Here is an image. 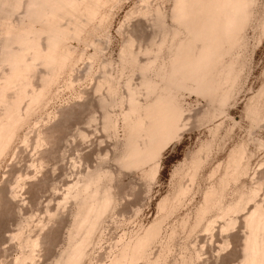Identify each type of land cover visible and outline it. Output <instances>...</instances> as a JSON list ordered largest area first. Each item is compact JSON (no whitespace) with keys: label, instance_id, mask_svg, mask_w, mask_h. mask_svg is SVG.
<instances>
[{"label":"rangeland","instance_id":"374dc122","mask_svg":"<svg viewBox=\"0 0 264 264\" xmlns=\"http://www.w3.org/2000/svg\"><path fill=\"white\" fill-rule=\"evenodd\" d=\"M20 1L22 2V0ZM24 1L25 0H23L22 3L19 2V6L16 7V9L11 7L12 5L9 3H6L7 5L2 4L4 7H6V10L1 5L2 8H0V11L4 10V13L6 11L5 15H3V12H0V24H2L0 25L1 29L2 27L7 28L6 26L10 25H6L7 19L8 23H15L16 25L19 23V20L21 21L25 18L26 15L24 16L23 10L25 9L26 11V8L24 7L28 5L30 0L26 2L27 4L24 3ZM174 2L175 0H76V2L72 3L68 7L71 15L69 16V14H63L64 17H68L66 20L65 18H61L60 20L62 24H65V26L62 25L65 29V31L63 30V33H67L64 34L68 35L67 37L71 35L74 36H71L72 38L70 37V40H66V44L71 45L70 48L74 49L71 62L67 67H65L63 70L61 69L58 72L57 79L52 83L45 101L41 103V105L37 104L33 107V114L32 112L30 113V118H28V121L23 126L22 130L20 129L21 132H18L19 136L17 135L18 137L16 136L15 138L18 139L16 141L14 139L15 143L12 145V147H10L5 156L2 157L3 159L1 158L0 161V264H54L56 261L57 264L59 262L60 264H67V262L69 264H72L73 262V264H76L77 262V264H109L114 257V254L117 255L119 253L121 247L126 243V241L134 242L135 240H140L141 242V245L136 252V264H244V239L247 235V232H249V228L246 226L244 218L256 202L262 203L264 206V185L262 186V184L258 183V185L255 187L258 190V196L255 197L256 201L252 199L250 202L247 201L248 203L246 204L248 205L242 204V206H246V209L242 210L240 207V211L235 210V212H237L233 213V215H230L229 213L230 216L223 214L224 216H228L233 219L232 222H229L231 219L228 217L224 218L223 215L220 217V213H222V211L220 212L218 207L221 206L222 208L224 201H222V204L220 203L218 207L216 205L213 206L216 207L214 209L218 208V211H210V208V212L207 213L208 215L205 216V220H202L200 225H195L196 223L194 220H197L196 214L198 215V209L202 206L205 197H203L201 202L190 199L184 200V198L188 195V193H186L183 195L184 197L180 199L181 201H171L174 202L173 205L176 202V207L170 204V206H168L167 209H164V211L161 208L160 203L165 197H171V195L174 194L175 190H173L174 184L172 182V177L176 166L189 156L191 151L198 145L200 139L208 132V127L221 124L225 128L236 129L238 138L243 139L244 141H240L238 145L231 151V153H233L235 150H242L243 148V150H245L243 162L246 164L250 154L249 142L246 140L248 139L252 142L255 138V141L258 144H262V142H264V96L262 95L264 94V0L258 1V5L256 6L257 8L259 7L258 9L256 8L258 13L255 12L253 18L250 19L252 21H250L248 27L246 26L245 31L241 33L242 36H240V38L243 37V39H241L242 46L239 45L238 47L237 43V48L235 46L236 49L232 47L235 50H231V44L229 43L230 45H228L227 43L228 46L226 45V49L224 48L227 50L230 47V53L234 51L231 54H234V56L237 58V63L236 61H234V63H236L238 66V70L235 67L236 65H234L235 70H232L235 72L237 71L235 73L236 75L233 77V75L230 73L231 69L230 71L226 69L229 64H227V62H230L233 59L231 58L230 60L231 54L228 55V53H226L224 50L220 51V53L224 51L229 57H227V60L224 56L225 59L223 60H227V62L225 61V66H227L225 67L222 65V67H225V70L230 73L228 74L231 75L232 78L223 73L222 69L224 68H221L220 65L222 71V74L220 73L221 76L224 74L228 76L230 80L228 77H226V80L224 75L223 77H220L221 83H218L219 79L218 82L217 80L215 81L213 79L215 83H217V85L214 83L217 86L216 87L213 85V81L210 79L211 75V78H213V74L215 73L213 72L210 75L209 73H211V71H207L210 75H208L209 79L207 81L211 80V83L214 86V91L211 90L210 93L208 90V94H203V91L201 92V90L199 93L197 92L198 90L195 91L191 88H187L189 86H185V89L183 87L181 88L178 86L179 84L176 83V81L181 77L178 78L177 76V79H175L176 81L173 82L174 80L172 79H174V77L172 79L170 77L166 78L167 75L164 74V72L160 73L161 67L157 65L159 63L160 65H163V63H161L162 60L158 62L156 59L160 60V58L168 57L173 51L171 49L172 47L169 46V42V45H167V43L165 44L167 48L165 45H163V42L166 41V39L163 38L167 37H164V35L168 34L167 32L170 28H167L166 24H168V26L172 23L174 24L173 20L171 21L170 18L172 15L173 17L175 16V14H173L174 7H172V5H176ZM20 4H25V6H20ZM148 5L150 6V11H148V13H153H151V15L148 14L149 16H146L147 14H144L147 13V11H144V13L143 9L147 10ZM151 6L153 9H156L154 7L157 6L160 8L159 10L161 12L166 13V15L168 14V16L165 17L162 15V17L160 15L162 13H159V16H161L160 19L162 18V22H164L165 19L167 20H165L167 22H165L166 26L163 25L164 23H161L159 17L157 16L158 14L154 12L156 10L152 11L153 9ZM9 7L12 8L11 11L14 10V12L7 11ZM170 13L172 14L170 15ZM7 14H9V18L11 20L8 18ZM5 16H7V19L4 18ZM157 18L159 19V22ZM4 19L6 22H4ZM177 20L178 23H180L178 24L176 22L177 28L182 27L181 21H179V19ZM177 24L181 26L178 27ZM176 26L174 27L175 29ZM72 27H75V31L79 30V33L76 31L78 34H80L79 36L77 34L78 37H75V31L73 32ZM172 29L173 27L171 30ZM183 34L185 36L184 32ZM169 35L167 40L171 36V39L169 38L170 41L174 35ZM179 35V37L183 38L182 33ZM179 37L174 38L176 39ZM174 38L173 40H175ZM237 38L239 39V37ZM160 41L163 42H161V46H158L159 49L161 50L162 46L166 48H163L164 50L162 49L163 52L157 51V44L160 43ZM129 44H132L133 47L131 48L130 52L134 51L136 54H138V56L134 55V52H131V55H129V52V54L127 53V50L129 51L130 49ZM233 45H235V43ZM168 48L172 50L169 54L165 53V50H169ZM156 53H164L163 55H168H161V57L160 55L158 56V54L156 55ZM132 54L135 57L137 56L138 61H142L143 63L141 62V64H144V66L145 62L149 63L151 60H154V57L156 56L155 61L157 62L154 64L155 66L157 65L159 67L160 71L158 72L159 69H156L157 66L156 68L146 66L153 69V71L151 69H147L146 67L142 69L143 65L141 68H139L140 65H138L136 61L133 60L134 57L130 58ZM223 54L221 56H223ZM216 56H218V54ZM234 56L232 55L231 57ZM219 57L220 56L217 58ZM214 58L215 59L213 60L215 61L217 58L215 56ZM224 61L221 59L220 64H223ZM209 62L205 64H209ZM232 62L233 60L231 61V64H234ZM165 63H167V59L165 60ZM213 63H217V69H219L218 62ZM150 64H152V62ZM166 65L169 64L167 63L163 65L164 67L162 66V68L165 69ZM41 66L42 65L40 64L39 73L45 69L43 67L44 65L42 66L43 69H41ZM2 67L5 68V66ZM122 68L123 71L125 69V74L122 73V75H120L119 73L122 71ZM140 69L147 72V74L152 71L151 75L153 78L152 76H149V78H152L154 81L156 80V82H160L161 90L165 88L162 84L165 83L164 81L166 79H168L166 80V83L167 81H170V83H173L177 86V88L174 87V85V88L171 86L172 90L174 89L172 93L174 95L176 94L175 91L177 92L178 96L176 95V100H179L181 107L184 108V116L182 115V117H184L183 119L181 118L183 110L181 111L180 108V119H182L180 123L183 122L184 124H181V129L179 128L180 131L178 130L176 132L178 134L176 136L174 135L175 137H171L167 144L165 142L166 145H163V149L161 148L160 151L161 153L159 152L160 155H157L158 157H152L155 159L151 161V158L150 161H146L147 163L144 162V165L142 164V166L136 165V167H132L130 165L127 167L128 164H124L125 161H123V159L120 157L123 154L122 152L120 155V152L124 150L123 148H125L124 143H126L129 139L127 137L128 139L125 140L126 136H128L127 133L130 134V132H128L129 127H126L129 125L128 123L126 125L128 118L125 117V114L128 112L129 108L131 109L132 106L129 104L131 101L128 102L126 98L128 99L130 90L133 91L135 88L133 92H139L140 88L138 87H140L141 83L146 84V79H144L145 82L141 81V76L145 78L146 73L144 76L142 74L143 71ZM166 69L165 73H167L168 70ZM206 69H208V67H206ZM209 69H211V67ZM2 70L4 72L6 68ZM2 70L0 71V74L3 73ZM195 70L196 69H194V71ZM202 71L201 74L203 75ZM219 71H217L216 74L219 75ZM131 72L134 73L131 74ZM154 72H158L159 74ZM198 72L200 73V71ZM105 73H107V75H105ZM109 74H112L113 78ZM123 74L125 78L130 74V77L133 78L134 76V81L133 79L132 81L136 85L137 90L136 87L131 89L133 85L129 87L128 83L126 82L127 86L130 88V90H128L125 81L129 78L125 80ZM104 75L105 77L107 76V78L109 75V77L112 79H115L114 76L116 75L123 78L122 79L120 77L121 81L123 80L120 85L121 87L119 86L121 89L118 86V90L113 89L115 91L117 90V93L121 92V94L115 93V96H111L116 100L119 99L117 104L113 103L115 105H111V102H113L114 99L111 98L113 100H109L110 95H107L108 91H106L107 89L112 91L110 88H113L114 86L110 87L111 83H109L112 82L109 81L112 79H109L108 82L106 78H104ZM157 75L159 78L161 76L164 78V75L166 77L164 78L163 82H161L162 79L160 78L161 81H159ZM198 75H195L194 79H197L196 76L198 77ZM117 76L116 82L118 81ZM203 76L201 77L202 79ZM215 76L214 78L217 79ZM206 77L204 78L205 80ZM103 78L106 81H103ZM194 79L192 80L193 83L191 82L190 84L191 87L195 85ZM36 80L38 83H40L39 75H37ZM100 80L103 83L106 82L105 85L109 83L107 86L110 88H106L102 82H99ZM188 81L189 82H186L187 85L191 80ZM201 81L198 80L199 83ZM116 82L114 80L112 85L120 84L119 82ZM147 82L149 83L151 81ZM178 82L180 83V81ZM204 82L203 84L205 85ZM181 83L180 85L182 86L183 83ZM97 84H103V86L101 85L102 87H98H101L100 89L103 88L104 90L102 89L103 91H98ZM154 84L156 85L157 83ZM148 85H150V83ZM164 85L168 86L166 84ZM197 85L199 86V84ZM207 85L205 86L207 87ZM145 86L143 85L142 87ZM153 86L154 85L151 87ZM117 87L115 86L114 88ZM171 87L169 86V88ZM150 88L148 90H150ZM157 88L155 87L154 89L159 90ZM198 88L200 89L201 87ZM207 88H209V86ZM146 90L145 88H141V93H137L139 96L136 94V92L134 93L136 98L142 102L141 103L139 101V106H142L145 101L146 105L148 104V101L151 102L154 99H157L155 96V91H153L155 95L150 97L152 91H149V96H146V94L148 95ZM159 91L158 94L160 95L161 93ZM166 91L165 93L164 91L162 93L166 94ZM101 92L106 94L103 95ZM205 92L207 91H204V93ZM261 92L263 93L261 94ZM134 94L132 93L131 95ZM102 95L104 96L103 98L107 96L109 97L106 99L109 100L108 103L111 104H108L105 101L109 106L106 104L105 105L106 109L108 110V114L110 113L113 121L111 118V121L109 118L104 119V117H106V113L104 116V111L106 109H103L104 105L102 107V104L105 103L104 100L101 99ZM149 97L153 100H148L147 98ZM121 98L125 99V101L123 102L120 100ZM132 99L134 101L137 100L134 98ZM100 100L103 101L102 104L100 103ZM253 102L258 104V109L256 106L257 104H254L255 107H252V104V108H250V104ZM135 103L131 102V104L134 105ZM253 108L254 110L256 108L257 111L255 110L253 112ZM130 115L127 114V117ZM93 117L95 120H92ZM106 119L109 121L108 125H106ZM128 120L133 122V119ZM50 126L54 127V130L51 129V131H54V134L48 130ZM39 130L40 133L45 130L44 133H47V135L49 134V136L52 134L53 137L51 136L49 138H51L50 140L54 142L50 143L49 138H46L45 140V136L43 135L44 133H41L40 135L44 136V139L42 137L41 140L47 141L48 139L49 141L44 143L40 140V136L38 140L41 141L39 144H42V146H36L38 145V141L36 140L38 137L36 136H39ZM54 137L56 139H54ZM122 146L124 147L121 150ZM120 158L122 161H120ZM230 158L231 157L229 156L228 161L225 164H220L213 170L211 176L212 182L205 190L204 195L210 190L209 188H211L212 185L214 186V184L219 183L218 181H220V178H222L226 173L224 171L230 168V166L229 168L226 167L230 165L228 164V162H230ZM154 165L158 166H155L157 167L156 170H158L157 173H155V169H151ZM99 169H101V171L103 169V173H101ZM150 169L151 172L152 170L154 171L153 175H155L153 177ZM88 170H91V172L89 171L91 174L95 172V175L99 174L98 185H100L99 190L101 189L103 195H100L102 193L98 190V197L94 193L95 197H92L94 199L89 201L91 204L85 203L86 207V205H93L96 202L94 204V210H91L93 206H88L89 209L85 210L86 214L87 211L90 210V217L87 218L88 224L86 219L81 222L83 227L87 225L84 227V229H81L83 227L81 226L80 228V224L79 226H75L73 221L77 219V212L75 211H78L80 208L78 204L82 199L77 196V198L80 200L77 202L78 199L70 197V195H67V192H69L71 189L70 192L75 194V191L72 189L73 185H76V181L78 180H80L82 183L84 180L86 182V178L84 179V176L87 177L86 175ZM254 172L256 173L255 175H252V178L255 177V179L264 181V168L260 169L259 171L255 170ZM88 175L90 176L89 173ZM101 176L105 177L103 178L104 181H102ZM106 176H108V178H106ZM241 176H243V174H241ZM81 178L84 180H81ZM105 179H108V181H105ZM190 180H194V175L190 176ZM233 180L234 179H232L230 182L232 183ZM103 182L105 183L104 185ZM106 182L109 184L111 183V185H106ZM230 182L227 183V186L231 184ZM248 184L251 185V181ZM70 185L72 187H70ZM79 185L80 184H78V186ZM82 186L79 187L82 188ZM101 186L108 189V193H111L110 196H116V198L112 199L113 201H111L110 204L105 207L104 201L101 198L104 197V189ZM177 187L182 186L179 185ZM186 187L188 188L189 186L186 185ZM215 187H219V185L217 184ZM75 189L80 190L77 188ZM253 189L254 188H252V190ZM248 190H250V188ZM12 192H15V195L12 194ZM249 192L250 191L247 193ZM240 193L246 194V192L243 190H241ZM218 196L220 195L218 194ZM247 196L248 194L246 195V200H249V197L247 198ZM99 197L100 199H98ZM244 198L245 197L242 199ZM115 200L118 202L116 203ZM240 200L241 198L239 201ZM1 201L3 202L1 203ZM102 201L103 203H101ZM244 201L242 202L241 200L239 203H244ZM112 202L114 204H112ZM100 203L103 204V208L100 207ZM233 203L235 204V202ZM83 206L84 205H82V209H84ZM99 207L100 209L102 208V212L99 210ZM99 211L100 213L98 214ZM82 212H84V210ZM104 213L107 214L102 216ZM86 214L84 213V216ZM93 216L96 217V219ZM74 217H76V219H74ZM100 221L101 223L99 224ZM91 224L92 230L89 228ZM87 228L90 230V232H88ZM85 230L87 231L85 232ZM174 230L177 232H173ZM74 231L75 234L73 233ZM87 232L89 233L88 235H86ZM173 233H175L174 237L171 236ZM83 236L86 238H83ZM25 238H28L27 242L29 239L31 242L29 241L27 244L25 242ZM31 239L35 241L34 243L37 241V245L34 244ZM77 242L80 243V246H78L79 244H76ZM31 243L37 247L35 246L36 248H34ZM167 244L169 245L171 252ZM84 245L86 246V250ZM66 246L69 247L67 248ZM32 247L36 249V252L31 249ZM63 249L68 250L64 251ZM28 250H31L29 251L30 253L27 252ZM69 250L73 252L70 251V253L68 252ZM25 251L27 254H30L28 257L25 255ZM34 252L35 254L33 255ZM63 253L64 255L62 256L61 254ZM65 253L69 257H65ZM23 254L25 255L23 257H27L30 260L21 259L22 257L20 258L21 260H17V258ZM73 254L77 255L75 260H73L75 257ZM81 254H85L86 256L83 255L82 257Z\"/></svg>","mask_w":264,"mask_h":264},{"label":"bare ground","instance_id":"6f19581e","mask_svg":"<svg viewBox=\"0 0 264 264\" xmlns=\"http://www.w3.org/2000/svg\"><path fill=\"white\" fill-rule=\"evenodd\" d=\"M81 1H83V0H81ZM258 1L259 0H175L174 3L176 5H172V7H174V9H173L174 13L173 12L172 13L175 14L176 17L174 16L175 17L174 18L173 15L170 17L171 21L173 20V22L175 24L174 25L172 23L171 25H174V26H171V25L168 26V24H166L167 25L166 26L165 22L167 20L165 18H163L166 21L164 20V22H162V18L160 19V17L162 15L164 17L168 16V14L166 15V13L161 12L159 10L160 8L157 7V6L154 7L156 9H153V7L151 6V8L153 9L152 11L156 10L154 12H156L158 14L157 16L159 17L161 23H164L163 25H165L167 28L170 27L169 30L167 29L168 32L165 31L168 34L165 33L166 35H164V33H163L164 37L165 36L168 37L169 34L170 35L172 34V35H174V36H172V40H173L174 37H179L180 36L179 34L182 33L183 38L182 37H179V38H176V39L174 38L175 40H173V41L172 40L169 41V38L171 37L170 35H169L170 37L168 38V40H167V37L163 38V39H166V41L162 39L165 42L160 41V43L157 44V49L158 50L157 49L156 50L161 52L162 49L166 47L165 44L167 43V45H169L168 44V42H169L170 43L169 46L172 47L171 49L173 51L170 50L169 49L170 47H169L168 49L170 51L169 50L168 51L165 50V53L169 54L171 51L173 53L171 52L170 53L171 55H169L168 57H163V58H160L158 56L159 55L161 56L164 53H159V54L156 53V55L158 54L157 57L160 58V60L156 59L155 58L156 56H155L154 60L150 59L151 61L148 60V61H150L149 63L145 62V66H144V64H141L142 61L141 62L138 61V58H137L138 54H136V52L131 51L132 53L134 52L133 54L137 55V56L135 57L132 54V56H130V58L134 57L133 60H135L138 65H140L139 68H141V66L143 65L142 69L145 68L146 66L156 68V66L158 65L159 67H161L160 68L161 71H160L159 67L157 66L156 69H159L158 72L159 71H160V73L164 72V74L167 75V77L164 75L163 76L164 78L165 77L166 78L170 77L172 79L174 77V79H172V80H174L173 82L176 81L175 79H177V76H178V78L181 77L183 80L180 78V79H178L176 81V83L179 84V85L178 84L177 85L180 86L181 88L182 87L184 88L185 86H189L187 88H191V89H193L195 91L198 90L197 92H199L201 90V92L203 91V94H208V90L211 93V90L214 91V86L217 85V83H215V81L217 80V82H218V79H219L218 83H221L220 77H223V75H224L223 74L221 76L222 71H223V73L228 75L230 78H232V76L229 75L230 73L233 75V77H234V75H236L235 73L237 71L236 72L234 71L235 70L234 65H236V63H237V61H236L237 58H236V56H234V54H231L234 51H232L230 53L229 49H231L232 47L235 48L237 43H238L237 44L238 47H239V45L242 46V40L241 39H243V37L240 38V36H242L241 33L243 31H245L246 26L248 27L250 21H252L250 19L253 18V15L255 14V12H257V10H256L257 7L256 6L258 5L257 4ZM19 2H21V1L20 0H14V1L13 0H0V8H2L1 7L2 4L7 5L6 3H9L10 5H12L11 7H14L16 9V7L19 6ZM22 2H23V0H22ZM26 2H28V0L24 1V3H26ZM74 2H76V0H30L28 2V5H26L27 7L25 6V4H20V6L21 5L23 7L25 6L24 8H26V11H25L24 8H23L24 9L23 11H24V16L25 15L26 16H25V18L23 20H21V21L19 20V23H17L16 25H15V23H10V22L8 23V19L6 18L7 16L4 17V18L7 19L6 25L7 24H10V25H7L6 26L7 28L2 27V29H1V27H0V29H1L0 30V32H1L0 33V71L2 69L6 68V70L4 72L2 70L3 73L1 72L2 74H0V161H1V158L5 156V154L10 149V147H12V145L15 143L14 139L19 134L18 132H21L23 126L27 123L28 118H30L29 115L33 111V107L35 105H37V104L41 105V103H43L45 101V99H46V97H47V95L49 93L50 87L52 86V83L55 82V80L57 79L58 72L61 69L63 70L65 67H67L69 65V63L71 62L74 49L73 48L71 49L70 48L71 45H67L66 42L68 40H70V37L72 35L69 36V37H67L68 35H64V34H67V33H63V30L65 31V29H64V27L62 25L65 26V24L64 23L62 24L60 20H61V18H65V20L68 18L66 16L64 17L63 14H65V15L69 14V16L71 15L69 10H68V7ZM9 4H8V6H9ZM75 6H76V4H75ZM148 6H147V10L143 9V12L147 11V13H145V12H144L145 14L143 13L144 15L147 14L146 16H149V15H151V13H153V12H149L148 13V11H150V6L149 7ZM4 8L6 10V7H4ZM9 8L7 9V11L10 12L12 8H10V10H9ZM3 11H0V12H3ZM11 12H14V10L11 11ZM25 12H26V14H25ZM141 12H142V10H141ZM5 13H6V11H5ZM5 13L3 12V15H5ZM159 13H162V14H160L161 16H159ZM172 13H170V15ZM3 15H2V17H3ZM7 15H8V18H9V14H7ZM10 17H12V16H10ZM0 19H1V17H0ZM20 19H22V18H20ZM159 19L157 18L158 22H159ZM177 19H179V21H181L182 27H179L181 25H178L180 23H178ZM2 20H3V18H2ZM2 20H1V22L3 23ZM4 22H6V20ZM176 22L178 23L177 25H178L179 28H177ZM12 24H14V25H12ZM0 25H2V24H0ZM175 26H176V29L174 28ZM172 27H173L172 30H174V31L171 30ZM72 28H71V30H72ZM74 28H73V32L75 31ZM76 31L74 32L75 37L79 33V30L77 31L78 33ZM171 31H172V33H171ZM183 32L185 33V36H184ZM79 35L80 34H78V36ZM176 35H178V36H176ZM72 37H74V36H72ZM237 37H239L241 42L239 41V39ZM66 38H68V39H66ZM161 42H163V45H165V47L162 46L161 50H160L158 46H161V44H162ZM233 42L235 43V45H233L234 44ZM171 43H172V45H171ZM227 43H228V45L231 44L230 45L231 48L229 47L227 50H225L226 49L225 46L227 45ZM129 46H130V49H129V51L127 50V53L129 52L130 54L129 53L128 54L131 55L130 50L133 47H132V44H129ZM241 46H240V48H241ZM236 48H237V46H236ZM219 49H221V50H219ZM235 49L232 48L231 50H235ZM222 50L226 51V53H228V55H230V54H231V56L233 55L235 58L230 56V60H231V58H233L232 59L233 60L232 63H234V61H236V63L231 64L232 60L230 62H227L228 55H226L224 51L222 53H220V51H222ZM227 51H229V52H227ZM219 53H220V55H219ZM168 54H165V55H168ZM217 54H218V56H220L219 58L223 57V58H221L222 61H224L223 59H225L224 56L226 57L227 60H225V61L227 62V64L229 63L228 66L230 68L227 65H226L227 67L225 66V64H226L225 61H224L223 64H220L221 59L217 58L218 57V56H216ZM222 54H223V56H221ZM165 55H163V56H165ZM214 56L217 58L216 59L217 61L213 60V59H215ZM83 57H84V55H83ZM155 59L158 62H160L162 60L161 63H163V65H165L167 63L169 64V65L165 66V69L168 66V68H167L168 70L166 69L167 73H165L166 72L165 69L162 68V66H163L162 64H161L162 66L160 65V63L155 66L154 63L157 62V61H155ZM166 59H167V63H165ZM130 60H132V59H130ZM218 60H220V61H218ZM207 61L208 62L210 61L211 63L209 62V64H205V63H208ZM151 62H152V64H150ZM213 62H218L219 69H217V67H218L217 63H213ZM40 64L42 66L44 65L43 67L45 69H43V67L41 66L42 67L41 69H43L42 70L43 73L41 71H40L41 73H39V65ZM149 64H150V66H149ZM152 65H154V66H152ZM215 65H217V66H215ZM220 65H221V68H224V69H222V71H221ZM222 65H224L226 67V69H228V71H230V69H231L230 73L227 72L225 70V67H222ZM2 66H5V68H3ZM205 66L208 67V69H206ZM148 67H146V68L150 70L151 68H148ZM210 67H211V69H209ZM235 67L237 69L238 66L236 65ZM192 68H193V72H192ZM213 68H215L217 71H219V70L221 71V72L219 71V75L216 74L217 71L215 69H213ZM142 69H140V70L143 71ZM194 69H196V70L194 71ZM232 69H234V70H232ZM151 70L153 71V69H151ZM152 71H150V73H148L150 75H148L147 72L143 71L144 73L142 72V74L144 75L146 73L145 74L146 76L144 75L145 78L143 76H141V81L145 82L144 79H146L147 81H151V82H149L150 85H148L149 83L146 81V84L145 83H141V85L142 84L144 86L146 85L145 87H142L143 85L142 86L140 85V87H138V88H140V90H141V88H145V90L147 88V90H146L147 92L146 93H148V95L145 93L146 96H149V94H150L149 91H152L151 94H150L151 95L150 97H152V95L156 94L155 96H156L157 99L153 100L151 98L153 100V101H151L152 102L151 103V102L148 101V100H151L150 97L147 98L148 100L147 99L146 100L148 101L147 102L148 104L145 105V103H146V101H145V103L143 102L144 106L143 105L139 106L140 105V103H139L140 100L137 99L136 95L134 94L135 92H136V94L137 93L140 94L141 91L139 90V92L138 91L133 92L135 90L134 87H136V85L133 83L134 76H133V78L130 77V76L134 72H131V74L128 77H126V78L124 77L125 69L123 71V68H122V71L119 73L120 75H122V73H124L123 77L125 78V80L127 78H129L126 81L124 80L125 83L127 82L129 87H131V85H133V87H131V89L134 88L133 91L130 90V88L127 86V83H126V86L128 87V90H130V94H128V99L129 100L125 97L126 100L128 102L131 101L132 103L133 102L135 103L138 100L135 103V105L131 104V102H130L129 104L132 106L131 109L129 108L130 111L128 110V112H126V114L124 113L126 115V116L124 115L126 118H128L130 120L133 119V122H130L128 119L126 121L125 118H124V120L126 121V125H127V123L129 125V126H126L127 128L129 127V130L127 128L126 129L128 130V132H130V134L127 133L128 136H126L125 140H127L128 138L129 139L127 140L126 143L123 142L125 144L124 145L125 148H123L124 146L121 147V150H122V148L124 150L120 152V155L123 152L122 156L119 155L123 159V161H125V163L124 162L123 163L124 164H126V163L128 164L127 167L130 166V165L132 167H136V165L142 166V164L144 165V162L147 163L148 161H150V159L152 157H154V156H155V158L158 157L160 155V153H161L160 152L161 148L163 149V145L165 144V142L167 144L170 141L171 137L173 138V137H175L178 134L176 132L178 130L180 131V129H181L180 126L183 123V122L180 123V121L184 118V117H182V115L184 116V113H183L184 112V108L181 107L180 101L176 100V98L178 96L177 92L175 91L176 94H174V95L172 93L174 91V89L172 90V87H173L174 84L170 83V81H167V83H168L167 84L166 80H168V79H166L164 81L165 82L164 84H166L168 86H165L164 84L161 83L165 87V88H163V86H162L163 89L161 90L160 82H156V80L155 81L152 80V78H153V76L151 75ZM198 71H200V73ZM201 71L203 72L204 76L201 74ZM207 71H209V72L211 71V73H209ZM224 71H226V72H224ZM158 72L157 73L154 72V73L159 74ZM213 72L215 73V74H213L214 76L217 75V76H215V77H217V79H215L214 76H213V78H211L212 77L211 74ZM208 73L211 75L210 79L213 81V85L214 86L212 85V83H211L212 81L211 80L207 81L209 79L208 77L210 76ZM168 74H169V76H168ZM198 74H200L201 76L198 75ZM37 75H39V77H40V83H38L37 80H36L37 79ZM105 75H107V73H105ZM105 75H104V78H106L107 81L109 79L113 78L112 74H109V75H111L112 78H110L109 75H108V78H107V76L105 77ZM195 75H198V77L196 76L197 79H194ZM226 75H224V76H225V79L227 80L226 77H228V76H226ZM116 76H114L115 79H112V80H109V81L114 82V80H115V82H116V80H117ZM149 76L150 77L152 76V78H149ZM155 76H154V78H155ZM202 76H203V79L201 78ZM120 77L117 76V78H118L117 82L120 83L119 85L118 84L112 85V82L108 81L109 83H111L110 87H113V86L114 87L115 86L119 87L121 85L122 81H123V80L121 81ZM142 77H143V79H142ZM157 77H158L159 81H161V79H162L161 82H163L164 78H162V76L160 77L161 79L159 78L158 75H157ZM205 77H206V80L204 79ZM104 78H103V81H106ZM130 78H131V80H130ZM230 78H229V80H230ZM132 79H133V81H132ZM171 79H169V80H171ZM193 79L195 81V83H194L195 85L194 86L199 84V86L198 85L196 86L197 88L194 87V86L191 87V85H190L191 82L193 83V81H192ZM188 80H191V81L187 85L186 82H189ZM198 80L199 81L202 80L203 82L205 81L204 82L205 85H207V83H208L207 87L209 86V88H207L203 84L202 81L199 83ZM152 81H154V82H152ZM178 81H180V83L181 82L183 83V84L181 83L182 86L180 85V83ZM99 82H102V81L100 80ZM105 83H103V84L105 85ZM109 83L105 85L106 88L109 87V86H107V85H109ZM131 83H133V84H131ZM154 83H157V84L155 85ZM184 83H186V84H184ZM103 84H101V85L103 86ZM101 85L97 84V87L101 86ZM152 85H154L156 88L158 87L157 89H159L161 91L155 90L154 86L151 87ZM169 86L170 87L172 86V87L169 88ZM114 87L110 88L112 91H110L109 89L106 90V91H108L107 95L108 94L110 95L109 96L110 97L109 100L112 101L114 99L113 102L110 101L112 104L108 103V101H109V100H107L109 98L108 96H107L108 98L107 97L103 98L104 97L103 95L106 94V93L103 94L101 92L103 95H102V98L100 97L102 100H104V102L106 101L108 104H111V105L117 104L118 100H119L118 97H117L118 100H116L114 97H111V96H115L116 95L115 93L118 92L117 91L118 87L117 88H114ZM174 87L177 88L176 85H174ZM198 87H201V88L199 89ZM100 88L98 87L97 90L101 91L103 89V88L102 89H100ZM149 88H150V90H148ZM113 89H117L116 90L117 92L115 90H113ZM204 89H206V90H204ZM136 90H137V87H136ZM109 91H110V93H109ZM153 91H155V94H154ZM158 91L161 93L160 95L158 94ZM163 91H164V93L166 91V94L162 93ZM204 91H207V92L204 93ZM263 92H261V94ZM128 93H129V91H128ZM132 93L134 95H131ZM111 94H114V95H111ZM117 94H121V92L117 93ZM129 95H130V98H129ZM262 95L264 96V94H262ZM117 96H119V95H117ZM121 96H123V95H121ZM111 98H113V99H111ZM132 98L137 99V100L134 101ZM120 100H122L123 102L125 101V99H123V98H121ZM106 102L104 104H102L103 101L100 102L102 104V107L104 105L103 109H106V105H107ZM113 103H115V104H113ZM120 103H122V102H120ZM138 103H139V105H138ZM252 104H253V106H252ZM254 104H257V103L256 102L251 103L250 104V108L255 107ZM130 105H129V107H130ZM107 106H109V105H107ZM256 106H257V109H258V104ZM180 108H181V111L183 110L182 114H181V118L182 119H180V113H181L180 112ZM255 110H256V108H255ZM255 110L253 108V112ZM105 111H104V116H105V113H106V117H104V119L105 118H107V119L111 118L112 121H113V118L111 117L110 113L108 114V110L106 109ZM129 112H130L131 115L129 114ZM32 114H33V112H32ZM127 114L130 115L131 118H130V116L127 117ZM93 119L95 120L94 117L92 118V120ZM111 119H110V121H111ZM106 120H104V121H106ZM108 123H109V121L107 120L106 125H108ZM53 128L54 127L50 126V128H48V130L49 131H51V129L54 130ZM44 131L45 130H43V132H41V133H44ZM41 133H40V130H39V134L37 133L39 136H36L38 138L36 139V137H35V139L38 141V143H37L38 145H36V146H39L40 145L39 143H41V141H43L44 143H47L51 139L49 137H51V136L53 137L52 134H54V131H51V133H52V134H50L51 136H49V134L47 135V133L43 134L45 136V140H46V138H49V140L47 139V141L41 140L42 137L44 139V136L40 135ZM48 133H50V132H48ZM40 136H41V138H40ZM46 136H48V137H46ZM39 138H40L41 141L38 140ZM17 139H15V141ZM54 139H56V138L54 137ZM25 140H27V139H25ZM51 142H54V141L50 140V143ZM44 143H43V145H44ZM35 144H36V141H35ZM40 146H42V144ZM230 157H231L230 160H229L230 162H228V164H230V165L227 164L228 166H226L228 168L230 166V168L229 169L227 168L228 170L224 169L225 170L224 172H226V173L224 174V172H223V174H224V175L222 174L223 177L221 175L222 178H220V181H218L220 184L217 183L219 185V187H215L217 184H214V186L212 185L213 187L211 186V188H209L210 190L208 189L209 191L205 193V195H204V197H205L204 199L205 200H203L204 202H203L202 206L198 209V212H199L198 215L196 214V216H197L196 219L197 220H194L195 223H196L195 225H200V223H202V220L203 221L205 220V216H207L208 215L207 213L210 212V211H213V210L218 211L217 209L219 208V211L220 212L222 211V213H220L221 216L220 215H218V216L222 217L223 214L230 216V215H233V213H236L238 210L240 211V207L242 208V210L246 209L245 205H248L246 203L250 202L252 199H254L256 201L255 197L258 196V190L256 188H254L252 190V188H251L250 190H248V191H250L249 193H247L248 191H245L246 194L240 193V194H242V195H240L241 196L240 198H241L242 202L244 200H246V195L248 194L247 198L249 197V200L244 201V203L240 204L239 202L241 200L240 201L238 200V201H234L235 204L234 203H231L229 205H225V204L223 205L222 204L223 200H222L221 196L223 194L224 189H226L228 187L227 183H229L232 179H234L233 181H235L236 177L241 176V174L244 175L245 171L247 170V167H246L247 164L243 162V159L245 157V150H243V148H242V150L240 149L238 151H236V150L233 151V153H231ZM121 158H120V161H122ZM155 158H152L151 161L154 160ZM133 165H135V166H133ZM155 166H157V165H154L153 168H151V169H155V173H157L158 170H156V169H157L158 166L157 167H155ZM151 169H150V172H151ZM94 170H93V172H94ZM89 171L91 172V170H88V173L90 174V176L88 175V173H87V175L85 174L87 177L84 176V179L86 178V182H85V180L83 178H81V180L82 179L84 180L83 183L80 180H78V181H76L77 182V184H76L77 186L75 184L73 185L72 189L75 192L73 190L72 191L76 194V196H75V194H72V192H70L71 191L70 188H69L70 191L67 192L68 193L67 195H70V197L77 198V196H79L82 199L80 201L77 198L78 199L77 202L80 201V203L79 204L77 203V204L79 205V207L81 209L79 208L78 211H75V212H77V214H76L77 216L75 215L77 217V219H76V217H74V219H76V220L73 221L75 223V226L76 225L79 226V224H80V228H81V226L83 227V225H81V222H83L85 219H86V222H87L88 221L87 218L90 217L89 216L90 210L87 211V214H86L85 210L89 209L88 206L89 207L93 206L91 208V210H92L94 208V204L96 202L95 203L93 202L94 203V204L92 203L93 205H86L87 208L85 207V203L86 204H91V202H89V201L91 199H94V198H92L93 196L94 197H95V195L97 196V194H98L97 192H98L99 186H100V185H98V182H99V179H98L99 176L98 175L99 174L95 175L96 174V172H95V173H92L93 174V176H92V174ZM99 171H101V169H99ZM101 173H103V169H102ZM151 173H152V177H153L155 175V174L153 175L154 171L152 170ZM151 173H150V175H151ZM105 175H107V174H105ZM88 177H89V179H88ZM103 178H105V177H102V181H104ZM106 178H108V176H106ZM106 180L108 181V179H105V181ZM78 184H80L79 186H82L83 184L84 185L81 188V187L78 186ZM104 184L105 183L103 182V185ZM107 184H109V183L106 182V185ZM109 185H111V183ZM183 186L179 187L178 190H175L174 194L171 195V197L167 196L161 201L160 206L163 209V211H164V209H167V207L170 206V204L173 205L174 202H171V201H173V200L174 201H179L182 197H184L183 195L188 193L187 192L188 188L186 186H184V187ZM70 187H72V186L70 185ZM101 187L104 189L103 190L104 197H101V198L104 201V204H105L104 207H105V206L109 205L110 202L113 201L112 199H115L116 196L115 195H114L115 197L113 195L110 196L111 193L110 192L108 193V191H107L108 189L104 188L103 186H101ZM75 188L80 189V190H76ZM256 191H257V193H256ZM99 192H101V189L99 190ZM94 193H95V195H94ZM12 194L15 195V192L14 193L12 192ZM112 194H113V191H112ZM218 194L220 196H218ZM14 195H13V197H14ZM100 195H103V193L100 194ZM243 197H245V198L242 199ZM98 199H100V197ZM116 200H115V202H116ZM3 201H1V203ZM103 201L101 203H103ZM98 203H99V200H98ZM101 203H100V205H101L100 207H102V205H103ZM220 203L222 204V208H221V206H219ZM236 203H239V204H236ZM112 204H114V203L112 202ZM242 204H245V205L242 206ZM82 205H84L83 206L84 209H82ZM214 205H216L217 207L219 206V207L217 209H214V208H216V207H213ZM173 206L176 207V202H175V204ZM96 207H98V206H96ZM100 207H99V210L101 211V209L103 207L101 209H100ZM247 208H248V206H247ZM209 209H210V211H209ZM220 209H222V210H220ZM83 210H84V212H82ZM106 210H108V209H106ZM235 210H237V211L235 212ZM100 211L98 212V214L100 213ZM96 212H97V210H96ZM84 213L86 214L85 215L86 217L84 216ZM107 213H104L102 216H104ZM229 213H230V215H229ZM165 214H163V215H165ZM224 215H223L224 218L228 217V216H224ZM94 218L96 219V217H94ZM228 218H230V217H228ZM230 219H228V220H230ZM89 220H91V219H89ZM97 221H98V219H97ZM232 221H233V219H231L229 222H232ZM244 221H245L246 226L249 228L248 229L249 232H247V235L245 234L246 237L244 239L245 240L244 241L245 247H244V253H243L244 254V256H243L244 264L245 263L246 264H264V206H263V204L256 202L254 204V206L252 207V209H250L248 211V213L245 215ZM86 222H84V223H86ZM100 223H101V221L99 222V224ZM87 224H88V222H87ZM226 224H228V223H226ZM85 226H87V225H85ZM84 227L81 228V229H84ZM91 227H92V224L89 226L90 230H92ZM75 228H78V227H75ZM87 230H88V228H87ZM87 230H85V232ZM90 230H88V232H90ZM175 230H177V229H175ZM175 230L173 232H177ZM88 232H87L86 235L89 234ZM73 233L75 234V231ZM171 236L174 237L175 233H173V235H171ZM72 237H73V235H72ZM28 238L27 239L25 238L26 239L25 242L27 244L30 241V239H29V241L27 242ZM83 238H86V237L83 236ZM77 240L80 241L79 239H77ZM84 240H86V239H84ZM69 241H70V239H69ZM82 241H83V239H82ZM32 242L34 243L35 241L32 240ZM145 242H147V241H145ZM33 243H31L32 246H34V248H36L37 247L36 246L37 245V241H36V243H34L36 245H34ZM76 244H79L78 246H80V243L77 242ZM89 244H90V242H89ZM88 245H87V247H88ZM140 245H141L140 240H135L134 242H131V241L127 242L126 241V243L121 247L119 253L117 252L118 253L117 255L114 254V257L111 256L113 258H112V260L110 261L109 264H136V262H137V260H136V252L139 249ZM34 248L32 247L31 249H33L35 251L36 249H34ZM74 248H75V246H74ZM76 248H77V246H76ZM168 248H169V250L171 252V249H170L169 245H168ZM28 249H30V248H28ZM66 250H68V249H66ZM66 250H64V251H66ZM85 250H86V246H85ZM29 251H31V250H28L27 252H29ZM70 251L71 250H69L68 252H70ZM81 251H82V249H81ZM27 252L25 253V255L28 257V255H30V254H27ZM35 252L33 253V255L35 254ZM68 252H66V253H68ZM71 252H73V251H71ZM78 253H79V251H78ZM76 254H77V252H76ZM76 254H73V255H75V257L73 256L74 257L73 260L76 259V256H77ZM25 255L24 254L21 255L19 258H17V260H19L21 257H22L21 259L30 260L27 257H23ZM61 255L63 256L64 253L61 254ZM83 255H85V254H83ZM83 255L81 254L82 257H83ZM67 256L68 255L66 254L65 257H67ZM79 256H80V254H79ZM31 257H33V256H31ZM82 257H81V259H82ZM79 258H78V260H79ZM58 262H59V260H58ZM58 264H60V262ZM67 264H69V263L67 262Z\"/></svg>","mask_w":264,"mask_h":264},{"label":"crops","instance_id":"0c3cea01","mask_svg":"<svg viewBox=\"0 0 264 264\" xmlns=\"http://www.w3.org/2000/svg\"><path fill=\"white\" fill-rule=\"evenodd\" d=\"M207 131L189 156L176 166L173 173V190L178 189L179 185L189 186L188 195L184 200H198L199 202L203 200L204 192L212 182L213 170L218 165L225 164L231 151L243 140L238 138L236 129L225 128L221 124L208 127ZM246 141L249 142L250 153L246 165L247 170L243 176L237 177L224 189L221 197L225 205L238 201L241 190L255 188L258 183L264 185V181L252 178V175L256 173L255 170L259 171L264 168V142L258 144L255 138L252 142L248 139ZM191 175H194L193 181L190 180ZM250 181L251 185L248 184Z\"/></svg>","mask_w":264,"mask_h":264}]
</instances>
